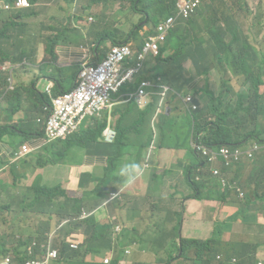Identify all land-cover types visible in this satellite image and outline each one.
Returning a JSON list of instances; mask_svg holds the SVG:
<instances>
[{"label":"crops","instance_id":"obj_1","mask_svg":"<svg viewBox=\"0 0 264 264\" xmlns=\"http://www.w3.org/2000/svg\"><path fill=\"white\" fill-rule=\"evenodd\" d=\"M0 2V12L3 15L15 16L19 12V10H6L5 6L10 4L2 0ZM56 3L59 6H55ZM37 4L42 11L36 14H42L43 19L38 23L31 21L37 27L34 32L27 35L31 41L27 47V57L20 62L18 51L16 58L10 61L14 63L13 71H3L4 73L0 74L6 80L0 83V223L4 230L18 233L17 245L22 244L25 238L43 240L44 236L55 231V229L51 231L53 220L57 221L56 226L60 224L55 212L57 208L53 207L50 198L52 193L50 189L60 188L65 191L66 199L81 197L83 189L95 194H106L113 186L114 180L118 178L115 183L118 192L112 194H117L119 199L114 201L110 197L108 199L110 205L104 209L102 199L97 201L98 211L95 218L98 225L102 226L107 216L116 215L124 225L119 241L122 250L116 254L120 258L119 264H164L170 255L175 254L174 243H179L182 239L199 241L209 239L213 225L222 222L236 208L233 204L225 207L226 199L217 202L193 198L195 192L187 182L183 171L189 164H183L182 150L192 164V158L186 149L162 148L153 156L154 168L144 171L141 175L134 167H130L133 166L134 160L130 155L134 153V149L125 142L140 143L146 147L153 117L151 114L153 99H149L145 108H140L139 102H147V98H140L135 105L123 101L122 95L113 96V106L108 114L109 128L114 131L125 128L122 140L115 143V139L110 141L102 135L91 146L77 150H62L57 157L52 156L53 144L44 135L46 113L43 112L42 104L33 96L31 89L35 94L45 96V88L58 82L59 87L64 86L67 91L73 90L78 77V68L84 64H95L97 59L95 56L104 57L109 45L103 53H98L101 43L100 30L93 20L86 25V20L91 17L89 12L98 14L101 5H91L90 0H59V2L39 0ZM61 7L64 9L62 10ZM89 7L90 10L87 9ZM234 7H237L244 17L240 16V13L228 15V11ZM250 7V4L243 0H204L193 20L200 25L213 21L212 29L222 35L224 25L221 18L225 12L235 23L236 19L242 18L248 25L247 11ZM20 11L30 13L28 9H20ZM183 28V24L178 25L179 30ZM178 29L175 28L173 32H177ZM240 29L243 32L241 27ZM248 34H250L249 26ZM178 35L179 33L174 36V41L178 40ZM201 35L206 34L201 33ZM254 42H264V36L260 34L259 40L255 39ZM131 43L133 42H129ZM52 47L54 59L48 54V49ZM252 48L253 55L264 54V52L257 54L255 50L259 51L258 48ZM151 56L153 55L147 54L144 59ZM10 74L15 83L13 90L9 89ZM184 78L186 84L191 86L192 81L186 68ZM209 78L211 82V75ZM249 87V83L245 81L238 89L232 85L230 87L232 92L224 94V101L232 104L237 94L247 95ZM177 107V101L167 98V132L170 130V123L176 125L181 121V113L176 109ZM138 121L142 122L140 140L136 128ZM24 145L29 148L26 154H22ZM257 146V156L262 166L264 144ZM71 158L77 161L74 162ZM47 159L55 162L44 164ZM252 168L248 164L240 166L238 182H246L249 178H253ZM232 170L233 168L231 172ZM127 171L136 174L135 180L130 184L126 183V176L123 174ZM223 171L227 170L223 169ZM227 172L231 175L230 171ZM37 182L43 186V189H39ZM178 184L184 187V195L176 190ZM252 186L253 184H250V187ZM242 188L244 189L245 186ZM244 190L247 191L246 188ZM170 199L173 200L169 202ZM60 200L63 203V198ZM29 217H35L36 223L31 222ZM43 225L48 229H42ZM30 226H32L31 232L27 237H23L22 232ZM66 230L67 233L71 232L67 226ZM194 233L202 235L195 237L192 235ZM66 236L65 234L63 241L57 245L60 252L58 260L53 262L55 264H65L61 256L63 249H69L65 243ZM0 242L6 243L5 249L8 252L17 248L16 245L14 250H9L6 238H1ZM237 242L264 248L262 236L228 235L222 239L218 254L220 256L233 254L230 244ZM123 250H128L129 253L125 254ZM106 253L89 255L85 258V263L100 264ZM245 258L247 264H252L248 262L247 257ZM254 258L255 260L264 258V251L257 250Z\"/></svg>","mask_w":264,"mask_h":264},{"label":"trees","instance_id":"obj_2","mask_svg":"<svg viewBox=\"0 0 264 264\" xmlns=\"http://www.w3.org/2000/svg\"><path fill=\"white\" fill-rule=\"evenodd\" d=\"M7 4H13L16 0H2ZM31 7L38 3L39 0H28ZM90 0L91 5H101L104 9H112L116 5L120 8L127 5L128 3L134 2L135 0ZM166 2L161 3L158 0H137L134 7V14L140 16L141 20H146L151 22V12L159 11L157 14L160 19H165L172 16L176 22L182 19L184 13L180 7L184 6L187 0H165ZM243 2L249 3V0H243ZM108 3L111 4L109 7ZM55 6H59L58 3ZM251 6V4H250ZM63 10L64 8L61 7ZM90 10V7L87 8ZM253 9L247 11V22L249 26L250 34H244L241 31L239 25L235 23L231 17L226 15L222 16L221 21L224 25V33L219 35L215 30L212 29L211 24L213 21H208L202 25L198 24L194 18V12H189L186 19V25L183 30H179L176 26L177 32H173L166 43L160 47L159 52L156 56H151L140 62V67L137 68V63L139 61V52L135 51V45H131L134 50L133 56L130 60H127L124 64L127 68L133 70L130 78L126 80L115 93L111 94V100L113 96H123V101L129 104L137 105L139 92L142 90L149 99H153V104L151 105V114L154 115V111L157 102L160 98V93L164 88H168V98L170 100L177 101L178 111L179 105L182 104L185 112H181V121L176 125L170 123L169 132L166 131L168 126L166 113L159 116V121L155 125L157 130L156 141L159 148H182L186 149L189 156L192 158L196 156L198 162L192 161V164L188 166L186 177L190 181V185L194 190L195 194L193 198L198 200H207L212 198L217 202H223L227 194L225 192H213L205 190L204 187L207 184V180L202 176V180L196 183L191 178L192 169L199 168V165L203 161L199 156L193 151L189 152L187 149L189 136L191 135L190 141L194 144L202 145L209 149H218L222 146L228 147H241L249 142L253 141L254 145L264 144V92L261 91V86L264 84V54H259L261 62L257 65L256 59L258 55H253V42L249 35L253 32V22H251L250 12ZM83 11V10H82ZM81 11V13H82ZM85 11V9H84ZM63 13V12H61ZM0 12V16H1ZM90 19L96 23L99 28V18L100 16L95 13H90ZM30 13H22L19 11L15 16H10L11 18L20 19L19 22L12 23L11 25L5 24L0 27V40L6 42L8 49H13V44L11 42V36H9L10 26L15 29L14 39L19 48L18 57H21L22 62L27 57V47L31 44L30 39L27 35L30 33L28 25L23 22L25 17H29ZM264 19V17H262ZM89 19V20H90ZM158 21V23H159ZM142 21L135 23L133 21L127 22L120 29H116L118 33L124 32L127 26L131 27V35L125 36L117 34H110L106 29L100 30V46L98 53H103L108 45L114 46L119 44H128L129 42H134L138 50L141 49L143 40L136 39V34H141L145 27L141 25ZM152 23V22H151ZM157 23V24H158ZM157 24H151L148 27H154ZM261 24V22H260ZM259 24V25H260ZM178 40L174 41V36L178 34ZM201 33H205L206 36L203 37ZM231 38V39H230ZM230 39V41H229ZM171 51V52H170ZM49 56L54 59L53 47L48 49ZM7 58H11L12 55H5ZM105 56V55H104ZM215 57L216 61L222 63L224 66L237 67L239 64L242 69V73L245 76L244 81L248 82L250 87L248 89V94H237L236 100L232 104H227L224 101V94L231 93V88L227 87L224 91H220L219 95L216 96L211 93L210 87L212 82H210V74L214 69L212 62L208 61L210 58ZM96 64H99L104 57L95 56ZM240 58V62L237 63L236 59ZM190 60V65L188 61ZM257 67L258 71L254 72V68ZM185 68L188 70L192 85L189 86L185 82L184 71ZM81 67L78 68V73ZM221 71L226 74V69H221ZM236 75V72H235ZM142 84H145L143 86ZM13 85L15 83L13 81ZM67 89L62 86L59 87L58 82H55L53 94L52 95H38L33 92V96L36 97L38 102L44 106L45 104H50L51 98L66 92ZM197 93L200 96H205L208 101L202 103L201 99L198 100L193 96V93ZM186 98H190L189 103H184ZM113 101V100H112ZM192 106L195 107L192 110ZM190 121V126L188 124ZM106 116L101 122L92 121L91 125L87 128L81 129L78 133L67 137L65 140L56 139L53 144V157L61 154L62 150H77L83 149L85 147L93 145L101 137L102 132L106 126ZM184 124L187 129L184 135V141L179 144H170L169 141L175 135L177 127ZM142 122L138 121L136 123V128H138L137 135L138 138L141 137ZM149 132L151 133V125L149 127ZM117 136L114 142H119L125 134V128L116 130ZM41 135V133H39ZM45 135V132H44ZM130 146L134 149V153L130 157L134 160L133 166H138V174H142L144 171L153 169L155 162L153 157H151L146 148L140 143H130ZM59 150V152H57ZM258 155V152H257ZM51 156V157H52ZM264 160V154L262 156ZM74 162L77 160L71 158ZM55 161L52 159H47L44 164H52ZM248 160L243 158L241 163L236 164L233 167L231 175L227 171H223L224 177L230 183H236L240 188L246 187L249 178L246 182H238L236 173L240 166H246ZM136 170L137 168L134 167ZM262 172V177L264 178V167L260 171ZM251 175L257 177V169L253 167L251 169ZM118 178L114 180L113 186L109 188V192L106 194L91 192L90 190L83 189L81 197L65 198V191L60 188H54L51 190V201L53 207L57 208L55 212L59 217V223L66 221V226L70 228L67 237L76 239L79 234H83L86 237V241L79 245L78 251H72L70 249H63L62 258L65 264H92L85 263V258L93 254H104L112 250V243L114 238L118 239L122 235L124 230V225L119 221L116 215L107 216L105 224L99 226L95 216H90L85 220H79L83 210L93 211L97 208L98 202L102 199L103 209L108 205V199L111 197L112 193L118 192L115 183ZM244 184V186H241ZM39 189H43V186L37 182ZM216 194V196L214 195ZM63 198V203L61 202ZM114 201L119 199L117 196ZM188 199V198H185ZM98 201V202H97ZM26 203V201H24ZM110 205V204H109ZM108 205V206H109ZM246 210H243L245 213ZM48 214V213H47ZM100 224V223H99ZM119 226L121 231L118 235H115L113 229ZM42 229L46 230L48 227L43 225ZM214 231L217 235H220L218 227L214 226ZM220 240L216 246L211 250V239H207L202 242L199 240H180V247L177 243H174L176 248V256H170L169 259L164 264H216V257L218 254V249L221 244ZM183 242H189L193 244L195 251H190L189 248L182 245ZM52 245H56L54 241L51 242ZM6 243L0 242V256L5 255L8 250L5 249ZM230 247L233 254H224L218 260V264H247L248 262L255 264L256 260L254 258L255 253L252 255L249 251L250 246L244 244L243 242L231 243ZM241 249L242 254H236L238 250ZM122 250V249H120ZM119 250V251H120ZM15 250L17 255H22ZM118 252V251H117ZM116 252V254H117ZM25 259V256L22 257ZM235 259L233 263L232 260ZM120 258L114 256L110 264H118ZM100 264H103L100 261Z\"/></svg>","mask_w":264,"mask_h":264},{"label":"rangeland","instance_id":"obj_3","mask_svg":"<svg viewBox=\"0 0 264 264\" xmlns=\"http://www.w3.org/2000/svg\"><path fill=\"white\" fill-rule=\"evenodd\" d=\"M161 3L166 2L165 0H158ZM242 1V0H241ZM251 4V8L253 10L250 12V18L251 22H253V32L251 35H249L252 39L251 45L254 48H258L259 51L255 50V53L259 54V52H264V42H257L255 43L254 40L258 39L260 37V34L264 36V0H249ZM59 2V0H58ZM137 3V0L134 2L128 3L125 6H122L121 8L116 5L112 9H104V7L101 8V11L97 14L100 16L99 18V29H106L110 34H117L119 37L120 35H125L129 36L131 35V27L127 26L125 28L124 32L118 33L116 29H120L121 26H125L127 22L133 21L135 23H139L142 21L141 25L145 27L147 30L148 26H151V24H157L160 17L157 15L159 14V11L156 12H151V17L150 20L151 22H148L146 20H141L140 16H136L134 14V7ZM1 4V2H0ZM28 7L26 9L30 10V16L25 17L23 19V22L25 21L26 24L28 25L29 32H34L37 25L35 23L40 22L43 19V15L39 14L37 15L36 13L42 11L40 9V5H36L35 7H31L30 3L28 2ZM109 7H111V4L108 3ZM20 11V10H19ZM157 13V14H155ZM240 13L237 7H234L232 10L228 11V15H233ZM63 15V13H61ZM244 17V14L240 13V16ZM20 19L10 17L8 15H3L1 14L0 16V27H3L5 24L11 25L12 23L19 22ZM31 21L35 23H31ZM236 23H239V26L243 29V32L245 34H248V25L246 23V20H243L242 18H238L235 20ZM261 22V24H260ZM90 24L89 20H86V25ZM260 24V25H259ZM15 29L13 26H10V32L9 36H11V42L13 44V49H8L6 46L8 44L6 42H3L0 40V74L4 73L3 71H8L10 72L13 71V62H10L12 59H15V55H17L19 48L17 46V43L14 39ZM147 32V31H146ZM146 34V33H145ZM145 34H136L138 40L144 38ZM1 37V36H0ZM231 39V38H230ZM229 39V41H230ZM132 45L136 44L133 42L131 43ZM111 46L109 45V48ZM12 55L11 58H7L5 55ZM208 61L212 62L214 65V69L211 72V93L214 95L218 96L220 91H224L227 87H233L234 88H240L242 84H244V79L245 76L242 73V69L240 68L239 64H237V67H228L224 66L222 63L216 61L215 57L210 58ZM237 63L240 62V58L236 59ZM261 62L260 56L258 55V58L256 59L257 65ZM221 69H226V74H224ZM258 69L257 67L254 68V72H257ZM236 72V75H235ZM12 81V79L10 78ZM6 80L5 78L0 76V83H4ZM261 90L264 92V85L261 87ZM193 96L196 97V99L202 101V103H205L208 101V98L203 96H200L197 93H193ZM180 111L183 113L185 112L183 105H179ZM89 122V120H86L83 125H86ZM188 124L190 126V121H188ZM187 127L184 124H181L177 127L175 131V135L171 138L169 141L170 144H179L180 142L184 141V135L186 132ZM190 139L191 135L189 136V141L187 145V149L189 152L192 151L191 149V144H190ZM153 141H150V144L148 146V151H150V156L154 153L156 150L157 146L155 143H153V149H151ZM151 149V150H150ZM257 148L253 149L252 151L248 152L246 154V159L248 160V165L250 167H256L257 169V177H253L249 180L247 186L245 187L247 191H245L243 188H240L236 185V183H230L226 179H222L221 176L218 177H208V181L206 186L204 187L205 190L208 191H213V192H221L224 191L227 194V198L225 200L224 206H230L231 204L234 205L236 208L235 211H233L230 215H228L222 222L215 223L213 225L218 227V231H220V235H217L216 231H212L211 235L209 236V239H211V250L216 246V244L226 238L228 235L231 237L233 236H239L241 234H244V236H253V237H258L262 236L264 237V178L262 177V168L264 167V162L262 166L259 164L258 156L256 154ZM182 155V161L184 165L190 164L191 160L190 158L185 154V151L182 150L181 152ZM240 157V156H239ZM237 158L236 160H233L230 165L225 167V170L230 171L234 167L236 162H240V158ZM192 161L198 162V158L196 156L192 155ZM218 166L216 164V161H211L207 162L205 166L202 165V163L199 165V170L198 172L201 174L203 170H210L212 167ZM188 167L184 168L183 171L187 172ZM240 169L236 173H238ZM197 171H193L192 173V178H195L197 175ZM185 178V177H184ZM198 180H202L201 176L197 177ZM243 183V182H242ZM250 184H253L252 187H250ZM250 187V188H249ZM176 190L181 194H185V189L183 186H180L178 184L176 186ZM243 192V196H239L240 192ZM216 196V194H214ZM215 199V198H214ZM212 198H208V201H215ZM173 199H170L169 202H171ZM243 210H246L245 213H243ZM41 217V216H38ZM29 220L31 222L37 221L35 217H29ZM57 221L53 220L52 221V227L51 231L56 229ZM35 225V224H34ZM31 227H28L25 229L22 233L23 237H27L28 234L31 232ZM67 235V230H66V225L63 226L59 231H58V240L55 238H51L49 243L47 244L48 248H51L52 245L50 242L54 241L57 245H60V243L63 241V236ZM195 237H199L202 234L200 233H194L192 234ZM18 236V233H12V232H7L4 230L0 223V239L1 238H6L8 244V249L9 250H14L16 248L18 239L16 238ZM121 239V237H120ZM119 239V240H120ZM202 242V241H200ZM205 242V241H204ZM182 245L184 247L189 248L190 251H195V248L193 247L192 243L189 242H183ZM264 251L263 247H259L256 245L250 246L249 251L253 255L257 250ZM236 254L241 255L242 251L241 249L238 250ZM232 262H235V259L232 260ZM55 264V263H53Z\"/></svg>","mask_w":264,"mask_h":264},{"label":"built area","instance_id":"obj_4","mask_svg":"<svg viewBox=\"0 0 264 264\" xmlns=\"http://www.w3.org/2000/svg\"><path fill=\"white\" fill-rule=\"evenodd\" d=\"M202 0H187L183 7H180L182 12L186 15L189 12H194L201 4ZM27 0H17L14 4V8L21 9L28 7ZM8 8V7H7ZM185 17V16H184ZM92 21V19H90ZM174 26V19L172 17L167 18L160 22L155 30V35L147 37L141 45V49L138 50L135 46V51L139 52L137 68L140 67V62L145 58V55L150 54L156 56L159 52L160 46L164 43L167 35ZM132 44H119L108 48L106 54L99 64H84L82 70L79 73L77 87L71 91H67L57 95L50 100V104L43 106V112L46 113L44 119V132L47 140L54 141L56 139H64L69 135L77 124H79L84 118L90 116L94 109L97 113L103 112L111 108V94L115 93L117 89L130 78L132 71L125 66L126 60L130 59L134 53L131 47ZM11 75L8 82L10 90H13V80ZM145 86V84H142ZM49 86L46 89V93L51 95ZM168 92V88H164L161 93L160 106L163 99ZM145 94L141 90L139 97H144ZM190 98H186L184 103H189ZM140 106L144 105V101L139 102ZM194 110L195 107L192 106ZM161 113L160 108L156 112V116ZM155 120V119H154ZM108 140H112L115 136V132L106 129L104 132ZM242 147H222L218 150L207 149L203 146H196V150L206 160L203 166L207 162L216 161L218 166L212 167L210 170H203L201 174L208 181V177L221 176L222 179H226L223 174V169L231 164L233 160H236L239 156L241 163L243 158H246V154L258 146L252 145L249 148L242 149ZM23 153L29 152L28 146H22ZM234 165V166H235ZM199 170V169H198ZM199 176V175H198ZM197 176V177H198ZM196 177V181L200 182ZM227 180V179H226ZM223 192V191H222ZM112 198L116 197V194H112ZM93 213L82 211L79 220H84L90 217ZM121 231L119 226L113 229L115 235H118ZM51 238H55L53 234L46 237L43 242L36 240L31 241L25 248L26 260L23 264H51L58 258V250L55 245L51 248L47 247ZM119 238V237H118ZM84 235L79 234L76 239L71 237L66 238V243L73 250H77L79 245L83 242ZM118 239L114 238L113 245L117 244ZM19 257L15 255H7L0 260V264H16ZM109 259L103 261L104 264L109 263ZM256 264H264V259H258Z\"/></svg>","mask_w":264,"mask_h":264},{"label":"clouds","instance_id":"obj_5","mask_svg":"<svg viewBox=\"0 0 264 264\" xmlns=\"http://www.w3.org/2000/svg\"><path fill=\"white\" fill-rule=\"evenodd\" d=\"M17 1V0H16ZM16 1L13 3V4H10V5H6L5 6V9L6 10H20V9H16V8H14V4L16 3ZM28 1V0H27ZM203 1L204 0H202V2H201V4L203 3ZM29 2V1H28ZM201 4L199 5V7L201 6ZM8 7V8H7ZM199 7L196 9V11H195V13H194V16H195V14H196V12H197V10L199 9ZM21 9H26V8H21ZM185 16V17H184ZM169 17H172V16H169ZM169 17H167V18H169ZM167 18H165V19H162V20H160L159 21V23L156 25V26H154V27H147V30L146 29H144V31H147L146 32V34H145V36H144V38H142V40H143V42H144V40L147 38V37H149V36H152V35H155V30H156V28L158 27V25L160 24V22H162L163 20H166ZM173 18V17H172ZM174 19V18H173ZM186 19H187V16H186V14H184L183 16H182V19L179 21V22H176V20L174 19V26H173V28L170 30V32H169V34L167 35V37H166V39H165V41H164V43L160 46V47H162L165 43H166V41H167V39L169 38V36L172 34V32H173V30L176 28V26H178V25H184V27H185V25H186ZM90 21V20H89ZM141 34H144V32L143 33H141ZM206 36V35H205ZM205 36H203V37H205ZM129 44V43H128ZM160 49V48H159ZM133 56V55H132ZM132 58V57H131ZM130 58V59H131ZM130 59H128V60H130ZM127 61V60H126ZM190 61V60H189ZM191 63V62H190ZM81 67V70H82V68H83V66H80ZM80 70V71H81ZM80 73V72H79ZM79 73H78V76H79ZM11 75V74H10ZM12 77V76H11ZM12 80H13V78H12ZM77 81H78V77H77V79H76V81H75V88L77 87ZM49 86H51L50 87V92H51V95L53 94V92H52V90H53V88H54V84H50ZM49 86H47L46 88H45V90H44V93L46 94V95H48L47 93H46V89L49 87ZM15 87V86H14ZM74 88V89H75ZM162 93V92H161ZM161 93H160V98H159V101H158V104H157V107H156V110H155V113H154V115H153V117H152V119H151V133H150V135H149V140H148V143H147V145H146V150H147V152H148V154L150 155V151H148V146H149V144H150V141H153L152 142V145H151V149H153V143H155L156 144V146H157V148H156V150L154 151V153L151 155V157H153L154 156V154H156L159 150H161L162 148H159L158 147V145H157V141H156V136H157V130H156V128H155V125L158 123V121H159V116L160 115H162V114H165L166 112H167V98H168V93H169V90H168V92L166 93V95H165V97H164V99H163V102H162V104H161V106H160V101H161ZM145 94V93H144ZM140 98H142V97H139V95H138V100L140 99ZM144 98H147L148 99V101L147 102H145L144 101V105L143 106H140V104H139V106H140V108H145L146 106H147V104H148V102H149V97L147 96V94H145V96H144ZM138 100H137V102H138ZM235 101V100H234ZM111 103H112V106H113V101H111ZM112 106H111V108H112ZM111 108L110 109H108V110H105V111H103V112H100V113H97L96 112V110L94 109V111L92 112V114L90 115V116H88V117H86V118H84L79 124H77L76 126H75V128L72 130V132L69 134V135H67V137H70V136H72L73 134H76V133H78L81 129H84V128H87L88 126H90L91 125V123H92V121H97V122H101L102 120H103V118L106 116V121H107V123H106V126H105V128H104V130H103V132H102V135H105L104 134V132L106 131V129H108L109 128V124H110V119H109V113H110V110H111ZM158 108H160V110H161V113H159L157 116H156V112H157V110H158ZM193 110V109H192ZM155 119V120H154ZM86 120H89V122L86 124V125H83L84 124V122L86 121ZM110 129V128H109ZM110 130H112V129H110ZM112 131H114V130H112ZM115 132V136H114V138L112 139V140H110V141H113L115 138H116V136H117V133H116V131H114ZM101 135V136H102ZM106 136V135H105ZM66 137V138H67ZM66 138H64V139H61V138H59L60 140H65ZM141 138V137H140ZM140 138H138L139 140H140ZM55 141V140H54ZM54 141H52V142H54ZM252 143L251 144H245V145H243L244 147L242 148V149H246V148H249V147H251L252 145H253V141H251ZM190 144H191V147H192V149H193V151L199 156V158L203 161V163L204 162H206V160L201 156V154L196 150V146H202V145H198V144H194L192 141H190ZM204 147V146H203ZM222 147H228V146H222ZM222 147H220V148H222ZM242 147V146H241ZM206 148V147H205ZM220 148H218V149H220ZM150 149V150H151ZM207 149H209V148H207ZM218 149H211V150H218ZM203 163H202V165H203ZM191 164H189L188 166H190ZM187 166V167H188ZM130 167H136L137 168V171H138V166H130ZM198 169L199 168H195V169H192V172H191V178H192V173H193V171H197V175H196V177L199 175V176H201L200 175V173L198 172ZM125 176H126V183H132L134 180H135V178H136V174L134 173V172H131V171H127V172H124L123 173ZM203 176V175H202ZM185 177H186V173H185ZM196 177L195 178H192V180L194 181V182H196V183H199L198 181H196ZM187 178V177H186ZM187 182L189 183V185H190V181H189V179L187 178ZM224 192V191H223ZM244 194H243V192L241 191L240 193H239V196H243ZM83 211H87V212H91V213H93L92 215L93 216H95L96 215V213H97V211H98V209L96 208V209H94L93 211H88V210H83ZM91 215V216H92ZM80 217V216H79ZM89 218V217H88ZM87 219V218H86ZM85 220V219H84ZM64 225H66V221H63V222H61L58 226H57V228L55 229V231L53 232V233H51V234H53L54 236H55V239H58V237H59V235H57L56 234V232L60 229V228H62ZM51 234H48V235H46V236H44V238H43V240H39V238H32V239H29V238H25L23 241H22V244H20V245H17V248H16V250L18 249V251L17 252H19L20 254H22V255H17L16 254V252H15V250L14 251H11V252H7L5 255H2V256H0V260L2 259V258H4L5 256H7V255H15V256H17V257H19V260H17V262H16V264H23V262L26 260V252H25V248H26V246L31 242V241H33V240H36V241H38V242H43L45 239H46V237L47 236H49V235H51ZM83 235H84V233H83ZM120 237L121 236H119V238H118V241H117V244H115V245H113V243H112V250H110L109 252H107L105 255V257L103 258V260L101 261L102 263H103V261L105 260V259H109L110 261H109V263L108 264H110L111 262H112V260H113V257L116 255V252L117 251H119L121 248H120V246H119V239H120ZM66 238H67V236H66ZM66 238H65V243H66ZM84 241H86V237H85V235H84ZM67 244V243H66ZM67 246L69 247V245L67 244ZM177 246H179L180 247V242L179 243H177ZM55 248H57V250H58V258H59V252H60V249H59V246H57V244L55 245ZM174 248H175V246H174ZM69 249L70 250H72V251H78V249L77 250H73V249H71L70 247H69ZM175 251H176V248H175ZM123 253H125V254H128L129 253V251L128 250H123ZM23 256H25V259H23L22 257ZM170 256H176V253L175 254H172V255H170ZM169 256V257H170ZM221 256L220 255H218L217 257H216V264H218L217 263V260L220 258ZM58 258L55 260V261H57L58 260ZM169 259V258H168ZM258 259H264V258H256V262H257V260ZM55 261H53V262H55ZM53 262L51 263V264H53ZM256 262H255V264H256ZM104 264V263H103ZM119 264V263H118Z\"/></svg>","mask_w":264,"mask_h":264}]
</instances>
